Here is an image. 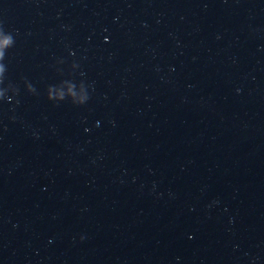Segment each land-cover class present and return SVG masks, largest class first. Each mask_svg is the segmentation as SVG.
<instances>
[{"label":"water","instance_id":"obj_1","mask_svg":"<svg viewBox=\"0 0 264 264\" xmlns=\"http://www.w3.org/2000/svg\"><path fill=\"white\" fill-rule=\"evenodd\" d=\"M0 264H264V0H0Z\"/></svg>","mask_w":264,"mask_h":264}]
</instances>
